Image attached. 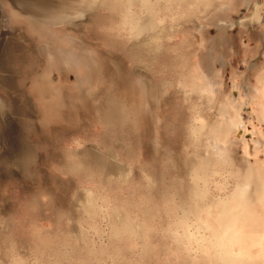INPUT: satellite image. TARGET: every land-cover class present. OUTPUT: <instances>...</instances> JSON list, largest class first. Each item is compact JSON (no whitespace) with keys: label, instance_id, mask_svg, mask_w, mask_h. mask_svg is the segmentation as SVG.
I'll return each mask as SVG.
<instances>
[{"label":"rangeland","instance_id":"obj_1","mask_svg":"<svg viewBox=\"0 0 264 264\" xmlns=\"http://www.w3.org/2000/svg\"><path fill=\"white\" fill-rule=\"evenodd\" d=\"M115 5L0 0V101L6 113L0 135L5 120L18 135L14 144L0 138V217L9 220L0 234L14 231L25 248L31 247L29 226L52 221L57 208L73 220L62 230L79 235L77 187L90 181L86 174L65 178L71 156L100 172L107 191L123 203L133 190L108 184L127 171L126 164L112 163L118 151L151 163L154 171L161 157L171 155L182 175L187 124L197 114L215 122L230 100L251 121L233 137L240 140L237 157L244 158L249 144L251 159H264L256 142H264L256 131L264 126L253 115L251 91L263 70L264 0H178L148 37L135 42L117 36ZM221 19L232 23L226 31ZM153 37L158 42L150 43ZM216 81L224 88L219 97ZM135 175L139 179L138 168ZM41 197H52L54 205Z\"/></svg>","mask_w":264,"mask_h":264},{"label":"clouds","instance_id":"obj_2","mask_svg":"<svg viewBox=\"0 0 264 264\" xmlns=\"http://www.w3.org/2000/svg\"><path fill=\"white\" fill-rule=\"evenodd\" d=\"M178 6V0H116L117 36L140 41ZM253 107L264 126V91ZM249 123L230 100L213 123L193 117L186 126L182 175L171 155L161 157L154 171L151 163L118 151L112 163L126 164L127 171L109 177L108 184L133 190L123 203L107 191L100 172L71 156L65 178L86 174L90 181L77 187L79 235L62 230L73 220L57 208L52 221L29 226L30 248L14 231L0 234V264H264V159L241 164L232 150L236 132ZM256 131L264 136V127ZM257 151L264 148L257 145ZM41 199L54 205L52 197ZM8 225L0 217V230Z\"/></svg>","mask_w":264,"mask_h":264},{"label":"bare ground","instance_id":"obj_3","mask_svg":"<svg viewBox=\"0 0 264 264\" xmlns=\"http://www.w3.org/2000/svg\"><path fill=\"white\" fill-rule=\"evenodd\" d=\"M237 1V0H236ZM244 1V0H243ZM234 3V2H233ZM233 3H231V4H233ZM242 3V2H241ZM236 6V5H235ZM237 7V6H236ZM226 9V8H225ZM228 9V8H227ZM230 9H231V5H230ZM233 10V9H232ZM231 10V11H232ZM238 10V9H237ZM236 11V10H235ZM229 13V12H228ZM223 17V16H222ZM225 19V18H224ZM224 19H221L220 21H219V25H220V27H221V29H223V31H226V29L228 28V27H230L231 25H232V23L230 22V21H228V20H224ZM227 19V18H226ZM1 36H2V33H1V31H0V49H1V42H3L4 43V39H2L1 38ZM202 49H204V48H202ZM206 50V49H205ZM204 54H205V52H204ZM1 55V54H0ZM255 68V67H254ZM261 69H263L262 71H259V72H261V73H259V76L257 77V81H256V83L254 84V85H251V87H252V93H253V99H255V98H258L259 97V95H260V93H261V91H264V63H262V67H261ZM210 76V75H209ZM204 78V77H203ZM215 80V79H214ZM212 81V80H211ZM210 82H208L207 84H209ZM214 83V82H213ZM212 83V84H213ZM218 83V85H217V87L215 88V93H213L214 94V96L217 94V96L219 97V96H222L221 94V90L222 89H224L223 88V86H222V83H220V82H217L216 81V84ZM206 87V89H207V86H205ZM210 87H211V85H210ZM213 88V87H212ZM208 90V89H207ZM249 91H250V89H249ZM214 92V91H213ZM235 104V103H234ZM5 110L3 109V106H2V103H1V101H0V116H2V117H4L5 116ZM9 118V117H8ZM8 121V120H7ZM10 124H11V122H10ZM13 128V127H12ZM17 130H15V128H14V132H16ZM2 133V132H1ZM17 133V132H16ZM1 136V135H0ZM16 136L18 137V135L16 134ZM17 137H16V140H17ZM238 137V136H237ZM253 139H254V136H253ZM6 140V139H5ZM238 140V139H237ZM237 140H235V138H233V142H232V150H233V152H234V154H235V156H236V158L238 159V161L241 163V164H246V163H248L250 160H252L251 159V154H250V152L248 151V147H249V144H246L244 147H245V150H246V155L244 156V158L242 159V160H240L238 157H237V154H236V151H237V149H238V146L240 145V142L238 143L237 142ZM238 141H240V140H238ZM256 142H257V144H260V146L262 145L263 146V144H264V142H263V140H261V139H257L256 140ZM244 144V143H243ZM241 147V146H240Z\"/></svg>","mask_w":264,"mask_h":264},{"label":"water","instance_id":"obj_4","mask_svg":"<svg viewBox=\"0 0 264 264\" xmlns=\"http://www.w3.org/2000/svg\"><path fill=\"white\" fill-rule=\"evenodd\" d=\"M1 119H4V118L1 117ZM11 126H12V124H10L9 122H7L5 120L2 135H3V137H5V139L7 140L8 143L14 144L16 137H15L14 129ZM2 135L0 136L1 142H3Z\"/></svg>","mask_w":264,"mask_h":264}]
</instances>
